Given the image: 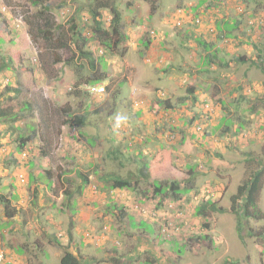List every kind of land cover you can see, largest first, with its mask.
Masks as SVG:
<instances>
[{
  "label": "rangeland",
  "instance_id": "rangeland-1",
  "mask_svg": "<svg viewBox=\"0 0 264 264\" xmlns=\"http://www.w3.org/2000/svg\"><path fill=\"white\" fill-rule=\"evenodd\" d=\"M115 1L125 39L113 54L105 55V94L91 96L82 88H73L77 82L85 83L92 73L88 59L80 58L75 50L73 57L61 47L41 49L29 37L25 23L34 12L30 0H0V61L6 66L0 71V102L10 99L9 107L19 115L16 123L0 120V179L4 188L0 195L10 201L12 195L18 196L9 204L18 212L11 230L6 226L10 220L5 207L0 205V255L4 253L0 264H59L69 246L83 258L80 264H115L113 260L149 264L151 257L163 264H264V220L242 222L244 229L239 235L238 217L230 211L238 186L260 167L258 162L264 163V103L246 112L250 103L264 100V74L250 64L234 67L236 57H254L246 39H258L264 46V6L256 8L249 0L242 13L239 8L245 2L205 0L211 8L205 13L207 17L200 16L203 22L196 33L208 39L212 52L217 53L215 59L209 55L206 66L205 53L182 35L190 33L188 24L195 21L194 15L204 11L195 8L201 0ZM51 3L55 23L65 26L60 33H68L70 16L62 11L70 14L92 2ZM214 14L216 18L210 17ZM251 14L257 15L250 18ZM102 15L108 27L111 15L105 10ZM221 16L242 21L243 31H232L239 39H219L215 21ZM79 19L85 21V15ZM148 37L151 44L147 48L144 43ZM88 48L94 54L103 53L94 41ZM123 51L124 57L119 56ZM55 56L61 62L54 64ZM214 61L218 68L211 65ZM227 63V69L220 68ZM239 81L241 89L232 90ZM189 89L197 102L192 103ZM165 101H170L171 109ZM25 103L30 104L29 111L23 108ZM259 109L262 112L255 114ZM198 111L200 120L185 128V122ZM138 112L141 115H136ZM238 114L244 126L236 133ZM120 115L128 120L117 129ZM224 115L230 119L227 123L232 122L227 131L219 123ZM73 116L84 117V124L74 123ZM11 125L19 126L25 137L32 130L36 132L19 153L13 142L18 132L11 131ZM190 135L194 138L189 142ZM182 137L186 138L183 145ZM88 139L94 142L90 144ZM159 147L170 150L171 162L150 180L162 185L190 183L187 186L192 190L178 201L170 196L163 201L160 196L153 197L152 186L145 181L122 190L110 189L107 180L99 182L104 173L135 179L142 165L138 157L150 162ZM116 148L120 153L113 154ZM10 156L16 162H11ZM189 168L195 170L194 177ZM80 174L89 179L81 192ZM71 177L76 205L64 201L68 185H63L62 179ZM49 180L54 183L53 190L45 185ZM206 202L213 203L215 210L206 207L209 217L205 220L196 216L195 210ZM257 205L264 214V188ZM140 222L146 227L138 226ZM250 229L258 236L251 237ZM169 243L172 247L184 245V252L172 250L169 258ZM18 246L23 247L20 252L15 251ZM155 246L158 253L153 251Z\"/></svg>",
  "mask_w": 264,
  "mask_h": 264
},
{
  "label": "trees",
  "instance_id": "trees-1",
  "mask_svg": "<svg viewBox=\"0 0 264 264\" xmlns=\"http://www.w3.org/2000/svg\"><path fill=\"white\" fill-rule=\"evenodd\" d=\"M90 1L92 3L87 8L82 6V8L79 7L74 12L72 11V13H71L72 15L67 20V22H68L67 32L68 33H60V29H62V27L64 28L65 26L55 23V20H54L53 14H52L53 5L51 3V0H30V4L33 7L34 12L31 14V16H29L28 18L25 19V23L29 27V37L36 44L39 43L41 46V49L46 50L47 47H49V50L52 51V50L57 49V47L58 48L61 47L63 50L70 51L72 53L73 57H74V50H75V52H77V54L80 58L88 59V66L93 71L91 74H89V76H87L85 78V80H84L85 83H81V82L75 83V85L73 87L74 89H80L82 87V85L95 86L98 84H102L103 81L108 77L107 71L105 68V67H107V64L105 65V67H103V65L106 63L105 55L113 54L115 52V50L117 49V46L120 43H122V41L125 39V35H124V33H122L121 14L115 5L116 1L115 0H90ZM240 1L245 2V4L241 3V5L243 7L239 8V10H241V12L244 13L243 10H245V7H246L245 5L249 4V2H248L249 0H237L236 2H240ZM150 5H151V2H150ZM263 6H264V4H263ZM195 8L196 9L201 8V9H204V11H202V14H195L194 13L195 9L192 10V13L195 14L194 19H193L195 21L188 24L189 26L191 24L190 33L188 31L187 33L185 32L182 35L187 36V38L189 39L188 41L193 43L194 48H196V49L200 48L202 53H205L202 56V58H203L204 63L208 64L206 66H209L211 56H213V58H214L217 55V53L214 55V53L212 52V51H214V47H213L212 43L208 42V39L204 38L203 36L200 37L201 35H198L196 33V28H197L198 24H200L202 21V19L201 20L199 19L200 16L201 15L205 16V13L207 11H209L211 6L209 4H206L205 0H201L198 2V6ZM103 10L108 11L109 14L111 15L110 24L108 27H105L103 24V20H102V18H103L102 11ZM150 11L152 12V8ZM81 15H85V21H81L79 19V17ZM211 16L215 17L216 14L210 15V17ZM205 17H207V15ZM224 20H225L224 16H221L220 20L217 21V19H216V21H215L216 29L220 33L219 39L223 40L225 38H236L235 35H233L232 33H229V30L233 26H237L240 23H242V21L241 20L238 21L236 18H232L231 20L226 19L227 20L226 22H224ZM230 22H232V23H230ZM229 23H230V25H228ZM229 26H231V27H229ZM226 32H228V33H226ZM67 34H69L70 37H72V38L69 39V35H68V37L66 36ZM146 34H148V36H149V33H146ZM149 37L147 38L145 43L140 42L142 44L144 43L145 47H147V48L151 44V39H149ZM64 40H65V42H64ZM69 41H70V43H69ZM91 41H94L95 43H97V45H98L97 49L103 50V53L101 55L98 54L97 51L94 54L89 50L88 45ZM245 43H247V45L250 44L252 46V48L254 49V51H252V55L254 56V59H250V58L247 59L244 56L236 57L234 59L235 60L234 61L235 62V64H234L235 69L239 68V66H241V65L250 64V66H254L256 69H260V71L264 74V67H263L264 59H260L264 55L262 52H260V50L257 51L258 45L255 44L256 41L255 42L250 41V39L248 38V39H246ZM0 54H1V52H0ZM124 55H125V52L123 51V52H120L119 56L124 57ZM209 55H211V56L209 57ZM213 58H212V60L215 59V58L214 59ZM0 60H2V59L0 58ZM71 61H72V59H71ZM58 62H61V59L58 58L57 56H55L53 63L56 64ZM211 65L216 66L218 68L219 63H216L214 61ZM229 66H230V64L227 63V64L220 65V68L227 69ZM4 68H6L5 63L0 61V71L3 70ZM169 68H171V67H169ZM241 85H243L241 81L237 82L232 90L241 89ZM192 90L193 89H189V92L191 95L192 103H195V102H197V99L194 96V92H192ZM14 92H17V90ZM105 92H106V89H105ZM86 93L88 95H90V93H88V92H86ZM9 100L10 99H5L3 101L1 100V102H0V120L1 119L2 120L9 119V120L13 121L14 123H16V122H18L17 121V119H18L17 116H19V115H17L18 111L12 110L11 106L9 107V105H10ZM248 100H247V103L249 104L250 102ZM263 103H264V100H261V99L255 100L254 103H250V106L248 107V110L246 109V112L250 113V112L254 111L255 105L257 106V105H260ZM164 104L166 105V107L168 109L172 108L170 101H165ZM221 106H222L221 108L223 109V112H226L225 108L223 107V102H222ZM23 108H25L27 111H29L31 109L30 104H28V103H25L23 105ZM137 114L141 115V112L136 113V115ZM226 115H224L221 118L219 123H220V125H224L225 130L227 131L232 126V122L231 123L226 122V120L229 119L228 117H226ZM238 116H239V114L236 115V118L238 121V124H236V127H235L236 133L243 130V126H244L243 120L239 119ZM21 118L22 117H20V119ZM199 118H200V112L198 111L197 113H194L193 116L185 122V128H190V126H192V124H194L193 123L194 121L200 120ZM72 121L78 125H83L85 120H84V117L73 116ZM13 122H11V123H13ZM224 122H225V124H224ZM195 126H197V125H195ZM26 127H28L29 129L32 130V128L29 125ZM10 128H11L10 129L11 131L18 132V135H16V137L13 141L15 143V148L18 151V153L20 151H22V149H24L25 146L28 145V143L31 141V139L36 137L35 130H32L31 134L29 136L25 137L24 135L19 133V131H21V128H19V126L11 125ZM183 132H186V131H183ZM193 138H194V135H190V137L187 140L190 142L191 140H193ZM88 140H89L90 144H92V142H94V139H88ZM185 141H186V138L182 137L180 144L183 145L185 143ZM112 153L116 154V153H120V152H119V149L116 148L114 151H112ZM138 158H139V160L142 161L141 162L142 165H141V169H139L138 175L135 177V179H133V180H131L129 178L125 179V178H122L119 176L115 177L114 174H111V173H104L103 176L98 178V180H100L99 182L107 180L109 182V188L112 190L113 189H120V190L132 189L133 187H135V185H138V183H140V182H143V181H145L146 183L149 182L150 185L152 186L153 197L160 196L161 201L165 200L169 196L172 198V200L178 201L182 195H185V194L189 193L190 190H192V187L190 185L187 186V184H190V183H187L185 181H183V182L172 181L169 184L162 185V183L158 180H150V178H153L154 176L159 174L163 170V168L165 167L166 164L171 162L170 161L171 160V153L167 147H165V148L160 147V149L152 156L150 162H146L143 157H138ZM10 161L16 162V159H14L13 156H10ZM258 163H259L260 167L257 170L252 171L250 177L248 179L244 180L242 185L238 186L237 193L231 197L230 211L238 217L237 232L239 235H241V229L242 230L244 229L242 222L247 224L248 220H250V219H253L256 221L264 220V214L260 212L258 205H257L259 195L264 188V163L263 162H258ZM94 171H95L94 172L95 174L98 173L97 169H95ZM46 172L48 175L50 174L49 171H46ZM189 172H191V175L193 177H194V175H196L195 170L192 168H189ZM66 174H69V173H66ZM39 176H41V175H39ZM128 176L132 177V174H130ZM80 178L82 181L78 184V189H79L78 191L79 192L83 191V189L85 188V185L89 181L88 176H85L83 174H80ZM63 179L65 182L63 181ZM63 179H62V184L64 183L65 185H68V187H66L63 191L64 192V201L65 202L70 201V205H76L75 204V198L72 197V191L70 188V186L72 187V185H73V181H71V180H73L74 177L63 178ZM47 184L50 185V190L51 189L53 190V188H55L53 181H50V180L47 181L45 184L46 187H47ZM3 189L4 188L1 185V179H0V190H3ZM11 198H12L11 201H16L18 199V196L12 195ZM11 201H10V199L2 198V196L0 195V205H4L5 211H6V213H5L6 218L10 220L9 225L6 224V226L10 228L9 230H11L13 228L12 227L13 223L15 222L16 219H18V217H16L18 212L14 208L11 209V207H9V204L11 203ZM240 202H242V205H239ZM206 207H208L210 209L209 211L215 210V206L213 203L206 202V204H202L201 206L196 208L195 215L201 216L206 220L209 217V213L205 209ZM217 211H219L221 213L224 212L222 209H218ZM129 221H130V225L132 227H135L134 222H132V218H129ZM138 226L146 227L144 222H140ZM2 227H4V225ZM249 235L251 237L258 236V234H256V232H254V231L252 232V229H250ZM51 239H52V241L58 240V239H55V237H53ZM55 242L57 243V241H55ZM169 244H170L169 247L171 249V250H169V258L171 256V254L173 253V252H171L172 250L176 251L178 254H181L184 252V245H178V243H176V247H172V244L171 243H169ZM21 247L22 246H18V249H15V251L20 252L19 249H21ZM153 251L157 252L156 246H155ZM3 254H2V256H3ZM80 258L83 259L82 257H78V256H76V254L69 252V248L67 247L66 249L63 250V254L60 258L59 264H80V260H79ZM113 261L115 262V264H120V261H118V262H117V260H113ZM149 264H163V263H162L161 259H159V258L156 259L154 257H151Z\"/></svg>",
  "mask_w": 264,
  "mask_h": 264
},
{
  "label": "crops",
  "instance_id": "crops-1",
  "mask_svg": "<svg viewBox=\"0 0 264 264\" xmlns=\"http://www.w3.org/2000/svg\"><path fill=\"white\" fill-rule=\"evenodd\" d=\"M235 1H237V0H235ZM251 2H254L256 5H255V7L256 6H263V2H262V0H251ZM256 8H259V7H256ZM227 20L225 19L224 20V22H226ZM237 22V21H236ZM230 23H232V22H230ZM241 24V23H240ZM237 25V26H233L230 30H229V33H232V31H237V30H240V31H243V29H244V26H242V25ZM226 33H228V32H226ZM246 41V40H245ZM255 44H257L258 45V49H257V51L258 50H260V52H262L263 53V55H264V46H262L261 44H260V40H258L257 39V41H256V43ZM247 45V44H246ZM249 46H250V51H251V53H252V51H254V49L252 48V46L249 44ZM247 48H248V46H247ZM216 49V48H215ZM248 54L250 53V52H247ZM234 54V53H233ZM252 59H254V57H252ZM262 59H264V56H263V58ZM260 112H262V110H258V111H255V114H259ZM151 135V134H150ZM151 138H155V137H152V136H150ZM159 149H160V147H159ZM158 149V150H159ZM149 162V161H148ZM139 238V236L136 238V239H138ZM144 239H148V237H144ZM141 242V241H140ZM147 242V241H146ZM149 242V241H148ZM69 248V252H72L73 254H76V256H77V253L74 251V249H75V247H73V246H69L68 247Z\"/></svg>",
  "mask_w": 264,
  "mask_h": 264
},
{
  "label": "clouds",
  "instance_id": "clouds-1",
  "mask_svg": "<svg viewBox=\"0 0 264 264\" xmlns=\"http://www.w3.org/2000/svg\"><path fill=\"white\" fill-rule=\"evenodd\" d=\"M64 14H66V15H68V16H71L72 14L70 13V14H68L70 11L69 10H66V11H62ZM256 13V12H255ZM253 15H257V14H251V15H249L250 16V18H253L254 16ZM258 17V16H257ZM264 21V20H263ZM254 24V22H251V25H253ZM251 28V27H250ZM230 39H239V38H230ZM224 40V39H223ZM239 42V44H241L242 43V41L241 40H239L238 41ZM2 51V47H1V42H0V52ZM101 85H103V84H101ZM83 86V85H82ZM127 120H128V117L127 116H125V115H120V116H118L117 117V119H116V127L117 128H119L122 124H124V123H126L127 122ZM149 238V237H148ZM149 240H150V238H149ZM2 254V253H1ZM2 259H3V256L2 255H0V262L2 261Z\"/></svg>",
  "mask_w": 264,
  "mask_h": 264
},
{
  "label": "built area",
  "instance_id": "built-area-1",
  "mask_svg": "<svg viewBox=\"0 0 264 264\" xmlns=\"http://www.w3.org/2000/svg\"><path fill=\"white\" fill-rule=\"evenodd\" d=\"M83 91L90 93V95H103L105 93V87L101 84L95 86H86L81 87Z\"/></svg>",
  "mask_w": 264,
  "mask_h": 264
}]
</instances>
